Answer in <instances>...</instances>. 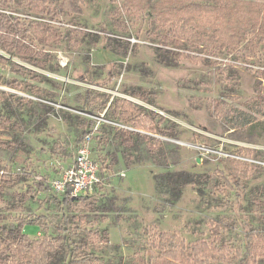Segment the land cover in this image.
Here are the masks:
<instances>
[{
	"label": "rangeland",
	"instance_id": "rangeland-1",
	"mask_svg": "<svg viewBox=\"0 0 264 264\" xmlns=\"http://www.w3.org/2000/svg\"><path fill=\"white\" fill-rule=\"evenodd\" d=\"M62 1L0 0V36L44 55L39 65L0 46L8 60L0 63V119L8 120L0 138L10 146L0 150V172L14 183L0 199V227L25 220L31 239L46 231L61 240L66 217L78 253L90 254L94 264H152L158 234L190 245L209 241L219 227L216 246L240 253L235 264L252 256L264 264V115L251 113L245 128L223 119L264 101V8L256 28L237 23L245 41L229 52L163 25L160 0L139 15L127 12L124 0H81L82 14L73 16ZM119 100L157 113L155 123L175 140L119 122L112 114ZM120 129L162 144L134 136L126 147ZM86 132L91 155L109 164L90 211L64 204L52 187ZM40 182L49 190L39 191ZM0 264L16 263L0 249ZM50 264L75 263L62 247Z\"/></svg>",
	"mask_w": 264,
	"mask_h": 264
},
{
	"label": "trees",
	"instance_id": "trees-1",
	"mask_svg": "<svg viewBox=\"0 0 264 264\" xmlns=\"http://www.w3.org/2000/svg\"><path fill=\"white\" fill-rule=\"evenodd\" d=\"M155 0H124V9L130 14L139 15L152 6ZM159 6L161 10L157 11V17L163 25H170L175 33L182 38L197 39L204 47L212 50H227L229 52L237 51L244 43L245 31L238 29L237 23H241L247 29L256 28L259 22L260 9L264 8V0H211L213 4H198L193 0H160ZM61 8L69 16L74 14H82L81 0H63ZM2 15L0 14V17ZM3 30V27L1 28ZM50 30V26L45 27V31ZM264 34V27H260L259 33ZM79 34L85 35L82 30ZM10 35L3 34L0 36V46L2 50L12 52H22L35 58L37 63L41 65V52L24 46L20 41L13 44ZM182 58L195 62H203L205 58L186 53L179 54ZM8 60L0 55V63ZM264 75V72H262ZM135 97L140 98L142 95L136 93ZM122 102V103H120ZM251 112L235 109L232 112L223 113V119L226 125L233 128H245L254 120L251 113L264 115V101H254L249 106ZM112 114L116 116L119 122L135 128L139 131H152L174 139L173 135L167 134L164 129L158 127L154 121V117H158L155 112L145 113L143 109L135 104L126 101H116L113 105ZM8 120L0 119V129L4 128ZM86 132L77 139L78 146L82 140L88 136ZM134 136H141L137 132L128 129H120L121 142L126 147H133ZM142 139L155 145H161L162 141L154 139L150 136H141ZM175 140V139H174ZM76 148V151L78 149ZM10 148L8 144L2 142L0 138V150ZM92 149V148H91ZM76 154V153H75ZM92 154V153H91ZM75 157V156H74ZM93 158L100 166L102 182L97 185L96 189L104 182V177L109 170V164ZM75 161V159H74ZM74 162L72 163V165ZM71 165V166H72ZM70 166V167H71ZM69 168V167H68ZM0 165V171H1ZM237 185L241 182L236 181ZM13 181L8 176L0 172V199L8 187L13 186ZM39 191L44 192L50 187L38 183ZM64 204L75 203L78 208L84 210H92L94 201L92 196L73 198L68 193L63 196ZM65 224L60 228L63 232L61 240L50 238L45 231L43 236L37 240L31 239L24 231L26 225L25 220H19L15 228L5 230L0 227V249L4 256L8 255L16 264H50L59 249L64 247L67 250L71 262L75 264H94L90 254H80L72 241V231L67 229V220L64 217ZM2 218L0 217V223ZM219 227H215L214 233L209 241L196 240L193 244L187 243L176 234L160 233L153 240V246L158 249V258L152 264H235L240 257V253H232L229 247L223 245L217 248L219 238ZM89 235H97V233ZM257 258L252 256L247 260V264H255Z\"/></svg>",
	"mask_w": 264,
	"mask_h": 264
},
{
	"label": "built area",
	"instance_id": "built-area-1",
	"mask_svg": "<svg viewBox=\"0 0 264 264\" xmlns=\"http://www.w3.org/2000/svg\"><path fill=\"white\" fill-rule=\"evenodd\" d=\"M91 135L86 136L75 154L74 164L65 169L62 177L52 183L56 193L73 198L92 196L102 182L99 164L91 158Z\"/></svg>",
	"mask_w": 264,
	"mask_h": 264
}]
</instances>
